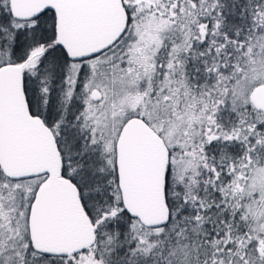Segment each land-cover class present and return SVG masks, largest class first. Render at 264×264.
Listing matches in <instances>:
<instances>
[{
	"label": "snow or ice",
	"instance_id": "obj_1",
	"mask_svg": "<svg viewBox=\"0 0 264 264\" xmlns=\"http://www.w3.org/2000/svg\"><path fill=\"white\" fill-rule=\"evenodd\" d=\"M0 264H264V0H0Z\"/></svg>",
	"mask_w": 264,
	"mask_h": 264
}]
</instances>
